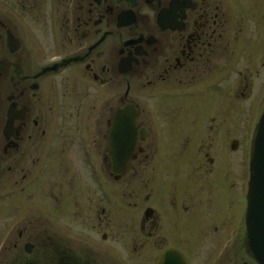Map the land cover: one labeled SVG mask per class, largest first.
Instances as JSON below:
<instances>
[{"label":"flooded vegetation","instance_id":"1","mask_svg":"<svg viewBox=\"0 0 264 264\" xmlns=\"http://www.w3.org/2000/svg\"><path fill=\"white\" fill-rule=\"evenodd\" d=\"M262 1L0 0L7 247L30 232L37 197L58 236L51 259L41 249L50 264H155L167 249L187 264H258L245 228L255 123H238L237 106L264 101V40L245 38ZM127 107L132 132L112 137ZM177 149L183 182L159 184V155ZM127 151L113 174L111 154Z\"/></svg>","mask_w":264,"mask_h":264},{"label":"rangeland","instance_id":"2","mask_svg":"<svg viewBox=\"0 0 264 264\" xmlns=\"http://www.w3.org/2000/svg\"><path fill=\"white\" fill-rule=\"evenodd\" d=\"M262 3H259L257 6L250 7L248 10L249 12L245 17V29L247 31V35L245 36L246 39L248 37V39L254 40V36L258 34V36L263 37L264 40V25L261 24L264 23V1H262ZM256 91L257 90L248 91V99L253 98ZM248 102L239 103L237 106L238 123L241 121L244 122L246 121L244 119H247L250 121L251 126H253L262 109L264 108V101L255 100L247 104ZM174 146L177 148H184L185 143L178 141L176 144H174ZM165 159H168V165L163 162ZM160 160L162 163L158 165V170L155 174V178L158 180L159 184H166L167 186V184L175 180L179 181V184H181L185 178L184 150H174L172 153H170V155L167 156L159 155L158 163H160ZM246 177L247 174L245 173L244 178L246 179ZM244 178L241 176L239 168V181L241 182L238 181V183H244ZM163 189L166 188L164 187ZM4 193V190L0 192V194ZM240 194L242 196V192H238V195ZM35 200H31L28 204L31 222L30 232L28 234H24L22 239L17 241V247L13 250L11 246L8 248L6 244L9 242V239H12L11 235H8L7 233L8 228H4L6 226L4 223L7 221V216H5V211L3 212V215L0 214V264H25L26 262H32L35 264H50L49 257L50 259L53 257V248L55 246V242H57L58 236L53 232H50L48 229H44L42 222L43 217L38 214V198L35 197ZM46 220L49 221L48 218ZM13 237L14 240H16L15 234ZM25 242H29L33 245V249L29 255H26L22 251V244ZM43 247L46 249V255L48 256L50 254L48 261L41 257V249Z\"/></svg>","mask_w":264,"mask_h":264},{"label":"water","instance_id":"3","mask_svg":"<svg viewBox=\"0 0 264 264\" xmlns=\"http://www.w3.org/2000/svg\"><path fill=\"white\" fill-rule=\"evenodd\" d=\"M125 118V119H124ZM112 137L129 136L132 132L133 112L130 109L115 113ZM125 130L118 132L119 127ZM114 142L117 140L113 139ZM130 146V145H128ZM112 173L119 175L124 170L129 151L124 156L111 154ZM245 228L247 245L258 264H264V110L261 113L250 139L248 159V182L246 191ZM29 245L25 246L28 253ZM155 264H187L181 253L167 249L161 253Z\"/></svg>","mask_w":264,"mask_h":264}]
</instances>
